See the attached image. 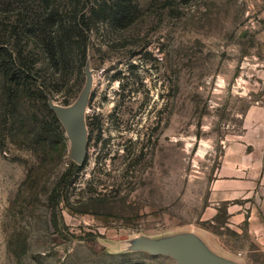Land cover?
I'll return each mask as SVG.
<instances>
[{
	"label": "rangeland",
	"instance_id": "rangeland-1",
	"mask_svg": "<svg viewBox=\"0 0 264 264\" xmlns=\"http://www.w3.org/2000/svg\"><path fill=\"white\" fill-rule=\"evenodd\" d=\"M117 2L57 0L88 39L85 61L80 32L58 73L19 22L23 0H0V46L24 72L16 92L0 73V264H176L122 242L193 229L244 262L247 234L202 219L226 145L264 104V0H127L122 23ZM87 64L94 131L79 166L66 131L62 148L44 128L50 99L77 101Z\"/></svg>",
	"mask_w": 264,
	"mask_h": 264
},
{
	"label": "crops",
	"instance_id": "crops-1",
	"mask_svg": "<svg viewBox=\"0 0 264 264\" xmlns=\"http://www.w3.org/2000/svg\"><path fill=\"white\" fill-rule=\"evenodd\" d=\"M246 233L247 249L240 250L243 264H264V104L249 107L243 117V131L226 145L221 163L210 184L208 205L202 221ZM209 239L214 240V237ZM256 254V255H255ZM258 254V255H257Z\"/></svg>",
	"mask_w": 264,
	"mask_h": 264
},
{
	"label": "water",
	"instance_id": "water-1",
	"mask_svg": "<svg viewBox=\"0 0 264 264\" xmlns=\"http://www.w3.org/2000/svg\"><path fill=\"white\" fill-rule=\"evenodd\" d=\"M86 84L77 101L62 106L49 100L50 109L65 128L70 141V157L79 166L85 165L89 154L88 105L94 83L93 72L86 65ZM122 252H144L154 257H168L176 264H243L216 248L203 230H182L159 236L137 235L122 242Z\"/></svg>",
	"mask_w": 264,
	"mask_h": 264
},
{
	"label": "trees",
	"instance_id": "trees-1",
	"mask_svg": "<svg viewBox=\"0 0 264 264\" xmlns=\"http://www.w3.org/2000/svg\"><path fill=\"white\" fill-rule=\"evenodd\" d=\"M28 1L29 0H23L22 5L20 6L23 12L19 14L22 18V21L19 22H27L29 24L25 30L27 35L29 33L38 34L39 32V41L47 54L50 64L57 70V72L61 73L67 71L70 65V59L67 55L68 50L70 48V53H72L73 50L75 51L74 42L75 39L81 35L80 32H82V36L84 37V47L82 48V62H84L87 54L88 39L83 35L84 32L87 31L80 27L79 20L74 17L75 19L69 24L67 13L63 14L65 6L60 7L57 0H32L35 3H38V5L42 4L41 6L44 10H42V13L40 14L31 4L28 3ZM126 2L127 0H118L117 2V11L115 12L116 18L120 23L126 22L128 19V7ZM22 6L26 7L23 8ZM85 19L86 18L83 17L82 22L86 25L87 21H85ZM30 20H33V24ZM87 30H90L88 23ZM15 53L17 54L16 56L14 55ZM20 54L21 53L17 51L12 52L8 47L0 46V73H2L4 80L14 87L15 92L21 86V80L23 79L22 75L24 73L23 69L21 71V66L18 64V56ZM39 89L41 97L45 100V95H43L45 85L40 84ZM48 114L50 116V122L48 124V129L44 128L45 133L50 137L48 140H50L51 143L56 142L57 145L62 148H66L67 139L65 137V130L62 123L53 111L48 110ZM89 126L91 127V132H93V124L89 123ZM72 168H74V165ZM69 174L70 171H67L64 174V177Z\"/></svg>",
	"mask_w": 264,
	"mask_h": 264
}]
</instances>
